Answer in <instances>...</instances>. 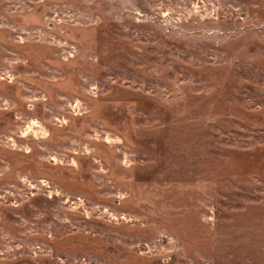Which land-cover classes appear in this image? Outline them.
<instances>
[{
  "label": "rangeland",
  "instance_id": "rangeland-1",
  "mask_svg": "<svg viewBox=\"0 0 264 264\" xmlns=\"http://www.w3.org/2000/svg\"><path fill=\"white\" fill-rule=\"evenodd\" d=\"M0 264H264V0H0Z\"/></svg>",
  "mask_w": 264,
  "mask_h": 264
}]
</instances>
